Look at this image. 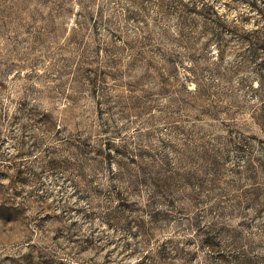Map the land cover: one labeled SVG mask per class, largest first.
<instances>
[{"label": "rangeland", "instance_id": "rangeland-1", "mask_svg": "<svg viewBox=\"0 0 264 264\" xmlns=\"http://www.w3.org/2000/svg\"><path fill=\"white\" fill-rule=\"evenodd\" d=\"M0 264H264V0H0Z\"/></svg>", "mask_w": 264, "mask_h": 264}]
</instances>
